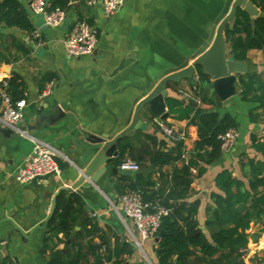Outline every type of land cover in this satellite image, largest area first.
Here are the masks:
<instances>
[{"label":"crops","instance_id":"1","mask_svg":"<svg viewBox=\"0 0 264 264\" xmlns=\"http://www.w3.org/2000/svg\"><path fill=\"white\" fill-rule=\"evenodd\" d=\"M30 1L18 0L29 14L32 30L0 23V57L3 58L0 61V77L9 78L16 74L24 85L21 98L26 100L27 105L24 118L18 124L19 129L60 151L74 148V138L82 137L84 132L113 138L128 127L137 103L158 81L164 75L191 64L210 45L218 21L230 7L229 0H125L115 14L106 17L101 4L86 6L68 1L65 21L59 26L48 27L40 15L31 13ZM78 17L85 18L97 28L98 42L91 55L73 58L66 55L63 40ZM34 31L39 32V37L34 36ZM253 54H259L261 58L256 63V71L250 72ZM229 56L227 49V58ZM3 64L9 67L8 73L1 70ZM232 66L235 68L232 74L236 76L239 103L237 113L234 106L222 105L214 90L208 87L209 81L195 88L196 74L170 82L165 87V104L169 98L183 105L193 103L205 111L229 113L238 123V138L233 147L221 152L201 176L189 178L193 193L188 201H199L196 221L203 229L208 218L206 207L211 204L210 193L218 192L216 174L228 169L235 178L246 183L249 178L246 180L244 175L253 173L248 166L258 159L256 144L252 143L251 136L258 139L264 136V108L242 100L239 83V77L251 73L261 74L264 80V56L261 51L251 50L245 61L234 60ZM50 81L54 83L51 93L40 98V92ZM201 97L212 98L213 102H203ZM165 112L168 115L161 118L162 114L149 111L148 104L141 107L138 113L140 125L133 135L127 137L134 152L132 155L125 154L123 159L139 163L140 172L156 182H162L174 168L180 169L187 163L197 139L195 125L187 119H177L169 112L167 104ZM162 126L185 132L182 159L162 167L152 166L147 160L140 162L138 158L145 157L148 137H153L157 143L150 144L151 147L174 151L176 142L163 133ZM1 128L5 127L0 125V264H48L53 250H64L65 256L72 257L78 244L83 246L82 252L91 261L87 244L90 241L99 242L101 234L94 230L88 234L87 231L92 230L91 224L110 238V242L115 234L125 235L121 226H126L110 203L118 195L116 186L120 184V170L112 165L113 160L95 185L84 179L75 187L85 168L80 152L69 153L71 160H68V166L40 182L46 187L43 197L49 203L47 213L54 194L61 187L65 189L62 191L74 192L82 198L83 211L75 219L69 236L65 238L59 234V240L49 237L44 243V238L48 236V223L31 232L35 225L44 224L43 203L39 200L35 204L31 183L17 182L14 174L18 167L26 163L32 143L26 136L13 131L7 134ZM112 168L118 169V172L114 173ZM191 171L194 172L195 168ZM260 174L264 172L258 170L252 175L256 177ZM51 180L56 182V187L50 185ZM128 222L136 231L133 222L126 219ZM13 224L28 235H21ZM252 226L253 223L247 230L249 236ZM152 241L145 240V248L156 262L155 238ZM250 246L249 237L245 264H252ZM127 264L144 262L133 250Z\"/></svg>","mask_w":264,"mask_h":264},{"label":"trees","instance_id":"2","mask_svg":"<svg viewBox=\"0 0 264 264\" xmlns=\"http://www.w3.org/2000/svg\"><path fill=\"white\" fill-rule=\"evenodd\" d=\"M68 1L49 0V4L51 7L66 8ZM250 1L264 12V0ZM0 23L26 31L32 30L29 14L18 0H0ZM224 37L229 54L236 61H245L251 50L261 51L264 56V17H251L244 10L238 9L233 22L224 30ZM2 59L0 57V61ZM196 75L198 82L195 88L208 82L201 67L196 69ZM8 82L12 98L23 97L24 85L20 77L12 74ZM239 83L242 86V100L257 104V108H264V95L257 93L254 75L239 77ZM201 99L203 102H213L212 98ZM166 104L169 112L175 114L177 119H187L196 126L197 139L193 153L185 165L180 169L174 168L162 182L153 181L139 170L133 175H121L116 190L118 194L139 190L145 203L165 209L166 214L161 216L158 228V233L161 231L163 235L154 247V264H245L250 224L258 223V233H264V174L251 177L245 183L235 178L228 169L218 172L215 177L218 192L210 193L211 204L206 207L208 218L204 223L205 229H201L196 221L199 201H188L193 193L189 178L201 176L206 167L218 159L221 154L219 135L229 129L237 130L238 123L229 113L205 111L193 103L183 105L169 98ZM251 141L260 144L264 156V136L259 142L252 135ZM148 142L144 148L145 157L138 158L140 162L147 160L152 166L162 167L182 159L183 141L176 142L174 151L151 147L150 144H157L153 137H148ZM118 150L119 157L112 164L114 167H118L125 154L132 155L134 152L127 137L118 142ZM191 168H195V171H191ZM83 206V200L78 194L61 191L55 199L44 243L50 238L59 240V234L67 238ZM148 211L153 210L149 208ZM90 226L92 230H88V234L93 230L101 233L99 242L90 241L87 244L91 261L82 252L83 246L78 244L76 254L72 257L65 256L64 250H53L48 264H126L133 253L126 235L115 234L110 242V238L103 235L95 224ZM71 244L75 245L73 242ZM102 247H105L104 251ZM251 262L260 264L254 259Z\"/></svg>","mask_w":264,"mask_h":264},{"label":"built area","instance_id":"3","mask_svg":"<svg viewBox=\"0 0 264 264\" xmlns=\"http://www.w3.org/2000/svg\"><path fill=\"white\" fill-rule=\"evenodd\" d=\"M74 3H81L86 6L101 4L103 14L110 17L115 14L125 0H69ZM31 13L40 15L43 22L48 27L61 25L66 19V9L61 7H51L49 0H31L29 4ZM34 36L39 37V32L34 31ZM98 42V30L85 18H76L63 40V49L68 57H80L91 55ZM194 82H198V76H194ZM53 82H48L40 92L39 97L43 98L52 91ZM26 100L24 98L13 99L9 92V82L7 77H0V125L9 128L13 132L26 136L32 143L31 153L26 159V163L18 167L14 178L19 183H28L35 176L45 175L57 171L54 156L62 155V152L51 144L29 135L24 130L19 129L18 124L23 120ZM163 133L173 142L184 141L185 132H176L170 127L162 126ZM221 140L220 151H229L236 139L238 131L229 129L219 135ZM119 170H128L133 173L140 170V165L131 159L122 160L118 165ZM112 208L116 211L122 222L128 229L126 219H130L138 233V236L128 229L132 240L140 247V240L153 239L157 237L160 218L166 214L164 208L151 206L145 203L142 193L139 190H127L115 197L114 202L110 201ZM151 208L153 211H148ZM105 247H102V251Z\"/></svg>","mask_w":264,"mask_h":264},{"label":"water","instance_id":"4","mask_svg":"<svg viewBox=\"0 0 264 264\" xmlns=\"http://www.w3.org/2000/svg\"><path fill=\"white\" fill-rule=\"evenodd\" d=\"M229 2V10L218 21L214 37L210 45L201 54H199L191 64L164 75L158 81L156 86L137 103L133 119L128 127L120 131L113 138H108L107 136H94L84 132L82 137L74 138V148L64 149L61 151L62 155L53 157L57 165V170L63 171L69 164L68 160H71L69 153L80 152L81 163L85 168L81 173V179H79L75 187L78 186L84 179L95 185L103 173L107 171V165L119 157L118 142L124 137L133 135L134 131L139 127L140 121L138 119V113L143 105L148 104L150 112L157 115L162 114L161 118H165L168 115L167 112L163 113L166 106L164 101L166 85L170 82H178L192 77L193 74H196V69L198 67H201L202 71L207 76L209 81L208 87L214 90L217 97L222 101V105L224 107L232 105L234 106V111L236 113L238 112L239 103L236 98V76L232 74L233 71H235V68L232 66L234 58L232 55L227 58V44L224 37V30L228 24L233 22L238 9L244 10L251 17H264V12L256 7L250 0H229ZM1 70L8 73L9 67L3 64ZM262 104H264V101H262ZM1 131L7 134L12 133V130L9 128H1ZM65 154H67V156ZM111 170L114 173L118 172V169L116 168H112ZM55 173L56 171L45 175L35 176L30 181L33 194L35 196V204H37L40 200L43 203V213L45 214L44 224L35 225L31 229V232L37 227H44L47 225L53 211L56 196L62 190H65L61 187L56 191L52 199L51 207L47 213L46 210L49 203L43 197L46 187L40 182L48 180ZM120 173L122 175H133V172L128 170H120ZM49 183L53 187H56L57 185L53 180ZM13 227L21 235H28L18 225L13 224ZM200 228L203 229V227ZM162 235L163 233L160 231L157 237H155L156 243ZM144 256L149 262L146 255Z\"/></svg>","mask_w":264,"mask_h":264},{"label":"rangeland","instance_id":"5","mask_svg":"<svg viewBox=\"0 0 264 264\" xmlns=\"http://www.w3.org/2000/svg\"><path fill=\"white\" fill-rule=\"evenodd\" d=\"M260 58L261 57L259 54H253L252 55V57L250 59V61L252 63V66H250V69H249L250 72L256 71V69L258 68L256 63L260 60ZM262 71H264V69ZM251 74L254 75V77H255V87H256L258 93L260 95H264V80L261 78V74H257V73L256 74L251 73ZM261 119H262V116H261ZM261 139H262V137L259 138L258 141L260 142ZM255 151H256V156H258V159L253 160L252 163L250 164V166H248L249 169L251 170V172H253V173H248V174L244 175L246 180H247V178L253 177L252 174H254L255 171L260 170V172H264V156H263V152L260 148L259 143H257L255 145ZM127 224L130 227V230L132 231V233L135 234L136 236H138V233L131 228L130 222H128ZM121 227H122L126 237L130 241L132 249L140 255V258L144 262V264H149V263L154 264L151 253H148V251L145 248L146 247L145 239L144 240L139 239L140 240V247H139L132 240L128 229L126 227L124 228V226H121ZM259 227L260 226L258 223H255L252 226V233L250 235V244H251L250 247L253 251V253L251 254V257H253V258H251V259H254L255 262L259 261L260 264H264V233H258ZM146 240L149 243L153 242L151 238L146 239ZM144 255H146L149 262L146 260Z\"/></svg>","mask_w":264,"mask_h":264}]
</instances>
